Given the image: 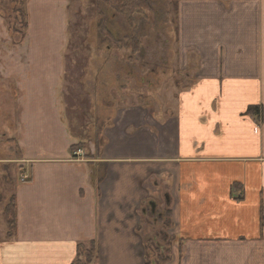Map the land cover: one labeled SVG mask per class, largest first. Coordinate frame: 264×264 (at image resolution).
<instances>
[{
	"label": "crops",
	"instance_id": "1",
	"mask_svg": "<svg viewBox=\"0 0 264 264\" xmlns=\"http://www.w3.org/2000/svg\"><path fill=\"white\" fill-rule=\"evenodd\" d=\"M68 1H27L22 39L0 6V153L5 137L18 147L0 161L29 176L0 181V264H146L154 246L159 264H264V0H174L171 97L94 98L93 145L74 135L51 52Z\"/></svg>",
	"mask_w": 264,
	"mask_h": 264
},
{
	"label": "rangeland",
	"instance_id": "2",
	"mask_svg": "<svg viewBox=\"0 0 264 264\" xmlns=\"http://www.w3.org/2000/svg\"><path fill=\"white\" fill-rule=\"evenodd\" d=\"M27 1L0 0L2 11L11 20V30L14 27L19 32L18 29L28 23ZM147 1L149 9L132 11L127 8L125 12L119 7V0L68 1L65 9L67 40L62 48L57 42L52 43L51 52L59 48L63 51L65 79L59 97H64L66 114L74 121V135L83 136L86 143L93 145V137L100 131L99 114L94 115L97 114L94 98L109 97L110 92L118 96L120 91L126 90H131L132 95L142 91L150 104L156 97H171L169 84L178 76L174 0ZM12 33L19 37L14 31ZM127 43L132 47H125ZM135 47L137 52L133 51ZM105 60L110 62L111 72L104 70ZM1 141H5L1 144L5 151L0 156L18 158L17 145L9 137ZM19 167L18 163L0 161V181L19 178L24 174ZM13 168L16 173H12ZM150 250L155 255L152 260L159 264L160 252Z\"/></svg>",
	"mask_w": 264,
	"mask_h": 264
},
{
	"label": "trees",
	"instance_id": "3",
	"mask_svg": "<svg viewBox=\"0 0 264 264\" xmlns=\"http://www.w3.org/2000/svg\"><path fill=\"white\" fill-rule=\"evenodd\" d=\"M119 3H120L119 7L122 10V12H125L127 8H130L132 11H143V10L150 8L147 0H119ZM23 26H24L23 27L24 29L23 28L18 29L19 32H17L14 29V27H13V30H11L12 32L14 31L16 33V35L19 36V39L22 38L23 36H25L26 31L28 29V23L26 22V24H23ZM10 29H12V28L10 27ZM124 46L127 48L132 47L128 43L125 44ZM133 49H134L133 50L134 52L138 51L136 49V47ZM16 208H17V206H16L15 198L12 197L9 204L6 206V208L4 210L6 223H7L8 229H9L8 237L13 236V231L16 227ZM154 249H157V248L154 246ZM95 252H96L95 247L92 246L88 250V258H90V259L93 258ZM149 258H150V253L147 254L148 262L146 264H156V263H154L155 261H153L152 259H149ZM157 258H158L159 263H166L168 261V255L166 252H163V253L161 252ZM75 264H79V263H75Z\"/></svg>",
	"mask_w": 264,
	"mask_h": 264
},
{
	"label": "built area",
	"instance_id": "4",
	"mask_svg": "<svg viewBox=\"0 0 264 264\" xmlns=\"http://www.w3.org/2000/svg\"><path fill=\"white\" fill-rule=\"evenodd\" d=\"M22 181H25L26 180V178L25 177H22V179H21Z\"/></svg>",
	"mask_w": 264,
	"mask_h": 264
}]
</instances>
